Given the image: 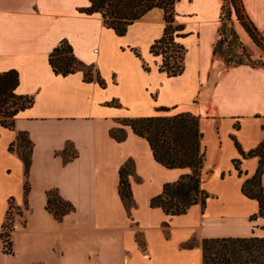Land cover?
Segmentation results:
<instances>
[{"label": "crops", "instance_id": "1", "mask_svg": "<svg viewBox=\"0 0 264 264\" xmlns=\"http://www.w3.org/2000/svg\"><path fill=\"white\" fill-rule=\"evenodd\" d=\"M239 1L264 38V0ZM89 6L88 0H0V73L15 70V94L33 99L13 129L0 125V232L12 198L17 214L11 241L14 227L21 233V248L12 241L11 254L0 239V264H202L203 239L264 237V218L249 220L258 212L257 201L241 192L258 158L243 159L236 146L247 153L264 139V68H226L213 56L222 1L175 4V24L184 34L176 39L184 48V68L176 77L159 72L162 58L150 53L165 28L162 9H151L120 37L99 14L83 12ZM234 30L250 39L240 24ZM63 40L77 60L99 73L104 88L85 82L82 72L53 73L49 55ZM179 113L199 118L206 150L202 187L211 198L203 213L196 205L172 217L150 208L149 201L187 170L158 164L146 140L130 128L122 142L109 130L122 118ZM20 132L32 145L26 199L23 162L8 150L11 144L16 149ZM67 145L77 156L64 164L57 153ZM129 159L135 166L130 218L118 194L119 169ZM234 160H240L242 176ZM261 184L264 192V174ZM53 189L74 207L61 221L45 208ZM139 197L146 200L145 212L138 209Z\"/></svg>", "mask_w": 264, "mask_h": 264}, {"label": "trees", "instance_id": "2", "mask_svg": "<svg viewBox=\"0 0 264 264\" xmlns=\"http://www.w3.org/2000/svg\"><path fill=\"white\" fill-rule=\"evenodd\" d=\"M90 6L83 10L86 14H99L106 28L111 29L117 36H124L128 26L140 19L145 13L153 8H160L164 12L165 28L160 39L156 40L150 47V53L154 56H161L162 62L158 68L168 77H176L183 71L184 48L174 42L175 38L183 37V26L175 24V4L179 0H88ZM222 1L219 40L213 47V56L227 55L225 67L230 68L238 65L251 64L248 54H238L236 51L237 35L230 26L231 11L228 17L224 15L225 0ZM234 7L236 0H230ZM240 3V1H239ZM242 7V6H241ZM235 10L237 20L248 34L250 39L264 52V38L248 20L247 16ZM229 36L233 39L229 40ZM228 42V51H223L222 46ZM166 50L182 51V55L175 56L173 61ZM244 51V49H242ZM137 57L140 55L134 51ZM230 55V56H229ZM243 55V56H242ZM247 59V61L245 60ZM249 62V63H248ZM49 65L57 76L66 77L76 72H82L85 82L96 81L100 87H105V82L98 72H93V66H85L74 56L73 49L65 40L61 41L49 55ZM143 68H149L143 64ZM19 83L18 73L9 70L0 73V125L13 129L14 120L17 114L29 106L33 99L25 96H18L15 90ZM116 106L117 103L111 102ZM158 111L166 112L167 108H158ZM119 127L109 130V136L117 142L126 138V128L145 139L148 143L154 160L166 169L187 170L178 179L171 183H165L161 192L152 197L149 207L160 209L167 216L185 215L196 205H199L203 213L207 200L211 195L202 187V171L205 162L206 150L202 144L203 134L199 128V118L191 113H179L170 116H151L139 118H122L118 120ZM237 149L243 159L257 157L258 167L255 174L244 181L241 192L249 199L258 203L257 214L252 215L249 220L264 218V192L261 178L264 174V139L255 148L245 153L236 143ZM72 146L67 145L65 149L57 153L64 164L76 158L77 153ZM10 152H16L24 165L25 182L23 192L25 199L30 190L29 170L31 166L32 145L24 133H18L16 149L14 144L8 148ZM240 160H234L233 165L239 176L244 173L239 168ZM134 162L129 159L119 169L118 194L126 211L127 217H131V210L135 207L133 200L130 176L134 174ZM224 177V174L221 175ZM46 210L52 214L56 221H61L64 216L74 211L72 204L64 201L55 189L46 193ZM13 199H9L8 210L4 223L1 227L0 239L3 251L6 254L12 253V241L10 239L13 231L12 206ZM27 205V201L25 200ZM7 228L8 231L3 232ZM138 239V236H137ZM139 244L141 242L139 241ZM202 264H264V237L248 238H206L202 240Z\"/></svg>", "mask_w": 264, "mask_h": 264}, {"label": "rangeland", "instance_id": "3", "mask_svg": "<svg viewBox=\"0 0 264 264\" xmlns=\"http://www.w3.org/2000/svg\"><path fill=\"white\" fill-rule=\"evenodd\" d=\"M225 4H226V7H225L224 15L227 18L228 17V11L230 9V11H231L230 26L234 29L235 24H240L239 21L237 20L235 10L236 11L238 10V12H240V14H243L242 7L239 3V0L235 1L234 7L232 6L230 0H225ZM236 35H237V39H236V46H237L236 51H237V53L238 54H244V55L248 54L251 58V61H253L251 64H253L255 67L264 68V52H263V50L260 47H258L255 43H253V41L250 40L249 38H247L245 36L244 37L240 36L239 34H237V32H236ZM219 38H221V37L219 36ZM230 39L232 40L233 38L231 36H229V40ZM262 43L264 46L263 41H262ZM222 48H223V51H228V42H225L224 45L222 46ZM242 49H244V51ZM226 56L227 55H219L218 54L215 57L220 58L222 61L225 62ZM245 60L247 61L246 58H245ZM70 149H71V151L74 150L73 148H70ZM136 203L138 205L139 211L145 212L146 200L144 198L139 197V200ZM12 206H13V210L11 211V214H12L11 220L13 223V219L15 217L14 215L17 214V210H16V207H15L13 202H12ZM194 211H196V216H198V212H197L198 210H194ZM212 211L213 212L217 211V208L214 205L211 208V212ZM14 228L16 229V232L14 233V239H12L13 248H16L17 250H19L21 248V242H20L21 233L19 232V230H17V227H14ZM6 231H8L7 228L3 232H6ZM139 239H140V237H139Z\"/></svg>", "mask_w": 264, "mask_h": 264}, {"label": "built area", "instance_id": "4", "mask_svg": "<svg viewBox=\"0 0 264 264\" xmlns=\"http://www.w3.org/2000/svg\"><path fill=\"white\" fill-rule=\"evenodd\" d=\"M176 39H177V38L174 39V42H175V43H177V42H176ZM166 51H167V55H171V56H170V60H171V61H173V59L175 58V56L182 55V51H181V50H180V51H179V50H178V51H174V52H173V50H169V51L166 50Z\"/></svg>", "mask_w": 264, "mask_h": 264}]
</instances>
